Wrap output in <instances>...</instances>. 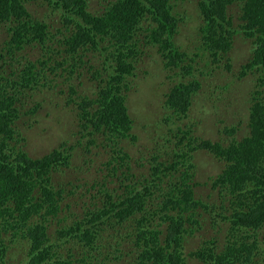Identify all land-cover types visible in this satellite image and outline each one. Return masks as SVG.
Masks as SVG:
<instances>
[{
  "label": "trees",
  "instance_id": "16d2710c",
  "mask_svg": "<svg viewBox=\"0 0 264 264\" xmlns=\"http://www.w3.org/2000/svg\"><path fill=\"white\" fill-rule=\"evenodd\" d=\"M27 1L0 0V30L6 35L0 40V264H9L13 248L18 264H188V257L199 264H259L254 257L264 233V0H202L197 7L199 50L208 55L206 66L227 60L230 68L227 56L236 35L254 46L238 77L254 79L244 97L247 133L236 137L235 126H230L227 139L198 141L193 131L184 130L181 145L163 136L157 151L174 145L173 154L153 158L140 185L128 164L120 167L126 164L120 162L122 142L138 139L127 106L129 87L152 49L171 80L193 75L199 58V52L191 57L174 41L183 20L174 12V0H99L103 7L98 13L90 10L89 0H42L50 7L51 20L58 16L61 21L56 33L53 22L51 26L30 14ZM233 5L239 9L238 28L229 13ZM35 50L34 61L29 57ZM92 54L103 58L98 61L105 68L103 76L90 79L97 81L96 93L75 90L76 96L69 95L65 103L77 112L78 143L31 159L15 128L23 116L24 97L49 82L52 73L71 75L70 69ZM199 87L195 80L171 87L165 105L174 118L188 117ZM76 147H84L88 163L95 162L92 149L102 148L107 158L97 168L104 181L91 203L94 208L89 206L69 225L62 206L65 189L55 183L54 173L70 165ZM198 150L224 163L212 181L219 196L212 206L195 197L193 157ZM113 179L120 181V193L110 187ZM200 209L212 226L216 219L222 222L216 236L226 230L221 234L225 244L216 237L186 255L196 231L186 228L197 224ZM207 221L199 230L207 229Z\"/></svg>",
  "mask_w": 264,
  "mask_h": 264
},
{
  "label": "rangeland",
  "instance_id": "374dc122",
  "mask_svg": "<svg viewBox=\"0 0 264 264\" xmlns=\"http://www.w3.org/2000/svg\"><path fill=\"white\" fill-rule=\"evenodd\" d=\"M200 1L202 0L171 1L174 12L181 15L183 19L174 38L175 43L191 57L195 55V52H199V58L192 67L193 75L186 79L185 77L183 79L171 77V80L166 77L167 70L156 54L155 48L150 52V56L146 54L143 57L145 62L138 69V76L133 83L131 82L132 84L127 92V106L135 125L132 132L138 136V139L136 141L127 139L122 142L124 155L120 156V162H126V164L123 163L120 167L123 168L128 164L132 168L131 173L135 176L133 181L136 185H140L147 176L149 162L152 157L165 152L173 154L172 148L174 145H170L162 151H157V146L163 142V136L169 142L180 143L181 145V131L184 130L193 131L194 136L199 138L198 141H217L220 137L227 139L228 135L225 131L230 126H235L236 137H243L247 133L244 97L254 79L251 75L240 80L238 77L254 46L250 40H245L242 35H236L231 52L227 56L230 68L227 69L226 67L227 60H222L213 65L210 63L211 67L206 66L209 59L208 55L199 50L202 36L198 33L199 17L197 7ZM89 2L90 10L93 13H98L99 9L101 10L103 7L100 5L99 0H89ZM26 7L35 19L45 20L51 26L53 22L54 33L62 27L58 16L51 20L50 7L44 5L42 0H28ZM238 10L235 5L229 6V13L236 28L240 24ZM149 23L150 21L145 22L144 28H147ZM145 35V33L142 35L143 38H146ZM5 36V31L0 30V40ZM51 45V50L55 51L56 43L51 42ZM36 54L37 50L32 52L33 56ZM33 56L29 58L34 60L37 57ZM65 58L67 61L69 60L68 57ZM100 58L98 54L83 57V63L78 62L75 65L76 70L70 69L71 75L60 76V71L57 74L52 73L49 82L41 83L24 97L23 116L17 121L15 128L24 138L21 145H23L24 151L31 159L42 158L61 146L68 148V146L78 143L76 135L79 125L77 112L66 106L65 103L69 95L71 98L76 96V91L79 94L87 92L94 95L96 93L97 81H90V79H96L99 75H104L105 68L98 61ZM23 64L25 63H21V66ZM16 69H20V66L18 65ZM170 74L172 75V73ZM190 79L199 82L201 87L197 89V94L193 95L192 107L188 117L174 118V114L165 105L166 94L178 82L191 81ZM69 85L72 86L73 92H70ZM225 85H230L228 91H226ZM37 106L39 110L36 114H27ZM146 147L153 150H146ZM92 151L96 153V157H94L95 162L91 164L86 162L89 155L86 154L84 147H76L72 151L73 157L70 159V165L61 167L57 173H54L55 183L65 189L62 206L69 225L79 221L88 211L89 206L91 210L94 208L91 203L95 202V194L101 189L100 185L104 181L97 168L102 166L107 154L102 148L92 149ZM127 155L128 158L126 159ZM193 162L196 166L195 176L197 182L195 197L201 202L212 206L219 200V196L217 191L213 189L211 180L219 174L220 169L222 170L224 167V163L202 150L194 152ZM121 168L120 170L123 171ZM113 180L110 182V187L117 189L120 193L122 191L120 181ZM214 207L218 214L224 215V209L219 210L215 205ZM206 219H208L207 229L199 230ZM197 220V224L186 228L188 232L196 230L195 234H197L196 238H190L185 249L186 255L189 251L194 250L199 245L201 246L204 241L216 237L219 238L220 245L225 244V237H222L221 234L227 232L226 230L221 229L219 236H216V232L219 230L218 227L222 224L219 219H216V224L212 226L210 217L200 209ZM53 231L56 230L53 229L49 232ZM261 242V249L259 251L258 247L254 261L264 264V233ZM128 248H126L127 250L123 249V251L128 252ZM17 252L16 248L10 250L9 256H13L10 257L9 264L15 263L14 257ZM187 259L188 264H199L195 259H190V257ZM80 260L85 261L87 259L81 257ZM15 264H18V262Z\"/></svg>",
  "mask_w": 264,
  "mask_h": 264
},
{
  "label": "clouds",
  "instance_id": "9594fccd",
  "mask_svg": "<svg viewBox=\"0 0 264 264\" xmlns=\"http://www.w3.org/2000/svg\"><path fill=\"white\" fill-rule=\"evenodd\" d=\"M191 107H192V105H191ZM191 107H190V109H191ZM190 111V110H189ZM146 150H149L150 148L149 147H146L145 148ZM150 150H152V149H150ZM153 158H155V157H152L151 158V160H150V162H149V168H148V173H149V170H150V167H151V164H152V160H153ZM223 169V168H222ZM222 170L220 169V172H221ZM219 172V173H220ZM217 177V176H216ZM216 177H214L212 180H211V184H212V181L216 178ZM195 182H196V176H195ZM196 185H197V182H196ZM196 187V186H195ZM195 187H194V190H195ZM216 190V189H215ZM217 191V190H216ZM217 193H218V191H217ZM196 236H197V234H194L193 235V237H192V239H194V238H196ZM196 240V239H195ZM210 240H213V239H210ZM197 248V247H196ZM195 248V249H196ZM258 250V249H257Z\"/></svg>",
  "mask_w": 264,
  "mask_h": 264
},
{
  "label": "flooded vegetation",
  "instance_id": "af4514ba",
  "mask_svg": "<svg viewBox=\"0 0 264 264\" xmlns=\"http://www.w3.org/2000/svg\"><path fill=\"white\" fill-rule=\"evenodd\" d=\"M77 264H80V263H77Z\"/></svg>",
  "mask_w": 264,
  "mask_h": 264
}]
</instances>
